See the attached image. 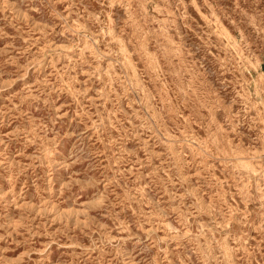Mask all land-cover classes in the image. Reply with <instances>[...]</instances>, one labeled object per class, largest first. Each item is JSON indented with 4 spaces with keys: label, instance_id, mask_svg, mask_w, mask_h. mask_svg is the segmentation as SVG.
Segmentation results:
<instances>
[{
    "label": "rangeland",
    "instance_id": "rangeland-1",
    "mask_svg": "<svg viewBox=\"0 0 264 264\" xmlns=\"http://www.w3.org/2000/svg\"><path fill=\"white\" fill-rule=\"evenodd\" d=\"M0 264H264V0H0Z\"/></svg>",
    "mask_w": 264,
    "mask_h": 264
}]
</instances>
